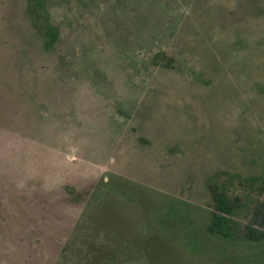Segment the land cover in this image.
<instances>
[{"label":"rangeland","instance_id":"1","mask_svg":"<svg viewBox=\"0 0 264 264\" xmlns=\"http://www.w3.org/2000/svg\"><path fill=\"white\" fill-rule=\"evenodd\" d=\"M251 176L264 0H0V264H264Z\"/></svg>","mask_w":264,"mask_h":264},{"label":"trees","instance_id":"2","mask_svg":"<svg viewBox=\"0 0 264 264\" xmlns=\"http://www.w3.org/2000/svg\"><path fill=\"white\" fill-rule=\"evenodd\" d=\"M56 31L49 27L51 41L56 38ZM246 193L232 196L225 188L213 184L215 212L208 227L212 234L231 237L244 232L250 239L257 240L259 228L264 227V179L260 176L246 177ZM244 186V188H245ZM246 199L251 207V221L242 224L236 216L242 209V200Z\"/></svg>","mask_w":264,"mask_h":264}]
</instances>
